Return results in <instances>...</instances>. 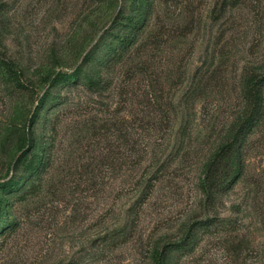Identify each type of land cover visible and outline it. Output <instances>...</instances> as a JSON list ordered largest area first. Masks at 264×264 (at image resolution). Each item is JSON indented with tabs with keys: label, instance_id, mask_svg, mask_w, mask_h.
<instances>
[{
	"label": "rangeland",
	"instance_id": "374dc122",
	"mask_svg": "<svg viewBox=\"0 0 264 264\" xmlns=\"http://www.w3.org/2000/svg\"><path fill=\"white\" fill-rule=\"evenodd\" d=\"M138 4L0 0V185L23 174L33 124L53 142L35 193L13 200L0 264H156L197 224L169 264H264V117L242 175L218 191L204 182L244 111V75L264 71V0H148L104 88L62 89L56 120L42 122L56 74L114 38Z\"/></svg>",
	"mask_w": 264,
	"mask_h": 264
},
{
	"label": "trees",
	"instance_id": "16d2710c",
	"mask_svg": "<svg viewBox=\"0 0 264 264\" xmlns=\"http://www.w3.org/2000/svg\"><path fill=\"white\" fill-rule=\"evenodd\" d=\"M148 5V0H139V4L133 8V16L127 20L123 19L127 22L116 25L118 31L112 32L114 38H99L72 72L56 74L55 80L51 81L36 108L45 105L42 119L45 125L48 121L52 124L56 120L55 114L65 102L61 95L62 89L82 86L88 90L100 91L104 88L103 72L120 61L134 45L137 32L145 24ZM120 30L124 33H120ZM242 91L244 111L227 131L225 138L207 164L204 182L205 187L211 191L230 187V184L234 183L236 178L243 173L248 136L264 117V71L245 74ZM52 111L56 112L53 117H51ZM34 125L27 132L30 134L22 142L24 145L21 146V154L17 159L18 163L24 165L23 174L18 179L11 177L0 185L5 192L0 200V236L13 230L16 225V221L11 218L10 214L13 200L25 199L28 195L35 193L43 173L51 164L50 150L53 142L50 138H46V134L41 130L37 131ZM53 127L51 130L54 129ZM132 140L133 137L130 138V141ZM202 227V224H197L188 230L179 243H170L166 249L168 256L158 257L156 264H169L173 257L171 253L182 252L192 247L198 238V229ZM122 232L125 233V228Z\"/></svg>",
	"mask_w": 264,
	"mask_h": 264
}]
</instances>
